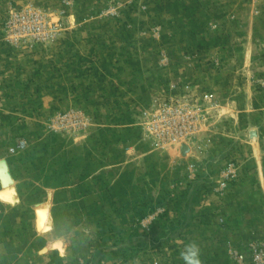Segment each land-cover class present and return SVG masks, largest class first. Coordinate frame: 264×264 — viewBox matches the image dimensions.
I'll return each instance as SVG.
<instances>
[{
	"label": "rangeland",
	"instance_id": "rangeland-1",
	"mask_svg": "<svg viewBox=\"0 0 264 264\" xmlns=\"http://www.w3.org/2000/svg\"><path fill=\"white\" fill-rule=\"evenodd\" d=\"M183 2L0 0V161L13 179L3 197L0 175V264H144L164 251L158 239L173 232L185 183L208 179L224 193L247 176L236 124L212 115V92L193 70L222 63L195 59L192 46L205 45L186 42L191 26L178 38ZM245 3L242 46L254 52L264 105V0ZM170 97L203 115L192 139L149 134ZM230 166L238 175L226 179Z\"/></svg>",
	"mask_w": 264,
	"mask_h": 264
},
{
	"label": "crops",
	"instance_id": "crops-1",
	"mask_svg": "<svg viewBox=\"0 0 264 264\" xmlns=\"http://www.w3.org/2000/svg\"><path fill=\"white\" fill-rule=\"evenodd\" d=\"M247 4L245 0H187L181 4L174 25L179 29L178 38L186 34L183 29L189 25L193 28H187L190 37L186 42L205 45L192 46L195 59L209 56L222 63L217 72L211 64L205 67V74L201 67L193 70L212 92V115L219 114V118L236 124L230 134L239 139L241 168L249 172L224 193L214 192L216 187L208 179L185 183L190 192L175 199L170 210V216L176 219L173 232L158 239L164 251L157 254L158 258L144 259V264H183L180 251L191 241L200 246L202 264H240L236 253L245 255L244 264H254L252 244L264 242V105L260 101L263 93L250 76L254 52L244 51L242 46L245 19L248 20L245 11L251 12ZM211 29L219 33L215 39L218 45L207 46L209 40L215 41L209 37ZM185 67L180 64L178 73ZM51 256L56 257L55 253Z\"/></svg>",
	"mask_w": 264,
	"mask_h": 264
},
{
	"label": "built area",
	"instance_id": "built-area-1",
	"mask_svg": "<svg viewBox=\"0 0 264 264\" xmlns=\"http://www.w3.org/2000/svg\"><path fill=\"white\" fill-rule=\"evenodd\" d=\"M180 99L170 97L164 98L160 102V107L152 114V118L147 123V130L152 137L161 142L176 143L192 139L195 136L203 115L199 109L189 104H182ZM237 175L235 166H230L225 173L226 179ZM226 179L220 184L222 188L228 185ZM252 249L253 263L264 264V242H254ZM234 256L238 263H245L243 253H236Z\"/></svg>",
	"mask_w": 264,
	"mask_h": 264
},
{
	"label": "clouds",
	"instance_id": "clouds-1",
	"mask_svg": "<svg viewBox=\"0 0 264 264\" xmlns=\"http://www.w3.org/2000/svg\"><path fill=\"white\" fill-rule=\"evenodd\" d=\"M180 259L183 264H202L200 246L195 241L186 243L180 251Z\"/></svg>",
	"mask_w": 264,
	"mask_h": 264
},
{
	"label": "bare ground",
	"instance_id": "bare-ground-1",
	"mask_svg": "<svg viewBox=\"0 0 264 264\" xmlns=\"http://www.w3.org/2000/svg\"><path fill=\"white\" fill-rule=\"evenodd\" d=\"M3 162L1 163L0 165V175H1V178H4L5 181L4 183H6L4 189L1 191V195L3 197H7V195L11 194V177H10V174H8L6 168H3ZM2 167V168H1ZM42 212L40 213L39 217H38V229L39 230H42L45 228V226L47 225V222H48V218H49V214H48V211L46 209V207H43L40 209Z\"/></svg>",
	"mask_w": 264,
	"mask_h": 264
},
{
	"label": "water",
	"instance_id": "water-1",
	"mask_svg": "<svg viewBox=\"0 0 264 264\" xmlns=\"http://www.w3.org/2000/svg\"><path fill=\"white\" fill-rule=\"evenodd\" d=\"M2 162H3V166H2V167H3V168H6L8 174H9V167H8L7 163H6L4 160H1V161H0V165H1ZM2 167H1V168H2ZM10 180H11V182L13 181L12 178H11ZM1 181H2V183L4 184L5 179L2 178Z\"/></svg>",
	"mask_w": 264,
	"mask_h": 264
}]
</instances>
